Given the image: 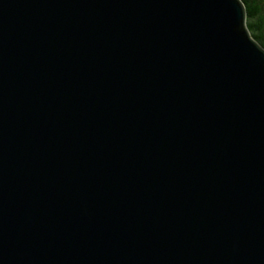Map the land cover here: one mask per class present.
<instances>
[{"label": "water", "instance_id": "water-1", "mask_svg": "<svg viewBox=\"0 0 264 264\" xmlns=\"http://www.w3.org/2000/svg\"><path fill=\"white\" fill-rule=\"evenodd\" d=\"M242 0H0V264H264V48Z\"/></svg>", "mask_w": 264, "mask_h": 264}, {"label": "trees", "instance_id": "trees-1", "mask_svg": "<svg viewBox=\"0 0 264 264\" xmlns=\"http://www.w3.org/2000/svg\"><path fill=\"white\" fill-rule=\"evenodd\" d=\"M247 17L246 26L252 38L264 48V0H242Z\"/></svg>", "mask_w": 264, "mask_h": 264}]
</instances>
